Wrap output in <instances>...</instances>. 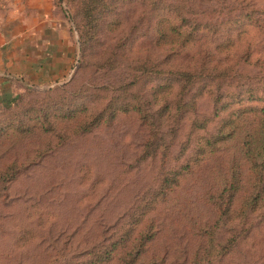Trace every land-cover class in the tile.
<instances>
[{"label": "rangeland", "instance_id": "1", "mask_svg": "<svg viewBox=\"0 0 264 264\" xmlns=\"http://www.w3.org/2000/svg\"><path fill=\"white\" fill-rule=\"evenodd\" d=\"M54 2L77 58L0 106V264H264V0Z\"/></svg>", "mask_w": 264, "mask_h": 264}, {"label": "crops", "instance_id": "2", "mask_svg": "<svg viewBox=\"0 0 264 264\" xmlns=\"http://www.w3.org/2000/svg\"><path fill=\"white\" fill-rule=\"evenodd\" d=\"M14 32L0 39V106L28 85L45 88L71 76L77 45L54 0H29Z\"/></svg>", "mask_w": 264, "mask_h": 264}]
</instances>
